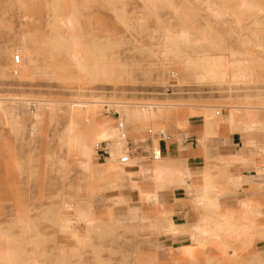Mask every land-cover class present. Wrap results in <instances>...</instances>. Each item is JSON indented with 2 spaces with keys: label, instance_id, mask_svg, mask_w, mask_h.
I'll list each match as a JSON object with an SVG mask.
<instances>
[{
  "label": "rangeland",
  "instance_id": "obj_1",
  "mask_svg": "<svg viewBox=\"0 0 264 264\" xmlns=\"http://www.w3.org/2000/svg\"><path fill=\"white\" fill-rule=\"evenodd\" d=\"M246 1L253 11L241 13L233 0H0V98L21 115L0 114V264H213L210 253L229 255L225 243L179 254L159 230L162 216L155 223L142 220L148 225L139 233L126 210L124 173L138 165L133 155L153 156L154 140L167 129L146 116L153 105L165 104L177 116L188 107H207L208 119L229 111V120L232 108L241 106L252 109L264 127V0ZM65 20L69 26L61 25ZM183 29L195 42L181 46L177 57L167 51L169 38ZM74 50L85 59V70L75 67ZM203 55L242 62L251 81L201 79V70L185 60ZM97 100L107 103L97 117L115 129L122 117L120 136H128L110 166L104 130L96 127L89 163L64 142L93 137V119L79 106ZM123 108L139 114L125 117ZM70 124L72 133L66 131ZM108 140L119 142L111 134ZM124 156H131L128 166L121 164ZM116 169L117 177L111 172ZM107 200L115 201L109 210ZM63 205L71 207L68 228L56 217ZM87 220L100 229L88 230ZM176 231L174 238L183 235ZM217 264H264V252L254 246Z\"/></svg>",
  "mask_w": 264,
  "mask_h": 264
},
{
  "label": "crops",
  "instance_id": "obj_2",
  "mask_svg": "<svg viewBox=\"0 0 264 264\" xmlns=\"http://www.w3.org/2000/svg\"><path fill=\"white\" fill-rule=\"evenodd\" d=\"M233 1L238 9L239 1ZM160 107L162 110L154 118L148 116V110L145 113L150 120L167 128L165 137L159 135L154 140L153 154L159 153V159L155 161L146 152L137 157L140 155L137 153L133 156L138 165L124 173L128 178L126 187L130 189L123 193L126 202H130L126 210H130V217L135 216L134 224L138 226L142 220L155 223L162 216V223L172 224L183 232L176 238L169 234L167 246L176 244L179 254L193 249L194 255L204 249L195 244L192 234L208 219L209 232L224 228L225 233L217 243L227 244L229 254L233 251L240 254L254 246L264 252V127H247L243 120L241 125H233L229 111H225L217 118L216 128L209 129L207 107H188L179 116L170 114L165 104ZM260 118L264 121V116ZM257 122H261L258 117ZM118 130L122 131L112 128L108 134L119 138ZM125 140L128 144V136ZM108 141L102 139L107 142L110 157V145L118 142L108 144ZM153 170L165 178L157 191L156 205L145 201L141 188L131 179L135 177L137 182L146 184L148 191L153 177L148 174L144 179L143 174Z\"/></svg>",
  "mask_w": 264,
  "mask_h": 264
},
{
  "label": "bare ground",
  "instance_id": "obj_3",
  "mask_svg": "<svg viewBox=\"0 0 264 264\" xmlns=\"http://www.w3.org/2000/svg\"><path fill=\"white\" fill-rule=\"evenodd\" d=\"M161 1L166 2L167 0H161ZM239 2L240 3H239L238 9L241 13H247V12H251L254 10V5L251 2L249 1L247 2L246 0H239ZM156 3H157V0H156ZM171 4L172 3L168 1V5H171ZM215 14L216 16H220L219 12H215ZM60 23L61 25L65 27V26H69L71 21L65 20ZM169 42H170V46H168L167 51L169 53L177 55L178 57L181 46L187 45L188 47L189 45H192L195 41L191 40L190 32L186 29H183L179 33L172 35L169 38ZM71 57L77 69L79 70L86 69L87 65H86L85 59L82 58L81 55L76 50L72 51ZM196 58L188 57L185 60V63L189 67H193V68L201 70V75H200L201 79H210L212 81L222 82L229 78L236 84H247L252 79L250 69L244 67L242 65V62L235 61L234 59H228L226 57L219 56V55L218 56L203 55V56H199V58L197 59ZM104 105H107V103L97 100V101L79 106V107L87 108V113L93 119V122H94L93 123L94 135L90 140L85 141L81 137H79L81 138L79 139L74 136H69L67 137V139L64 140V142L69 146L70 150L77 151L81 156L84 157L85 161H87L88 163L91 160H94V156H95L91 145L93 144L95 140L96 127H97V131L104 130L103 133L101 132L102 139L109 137V134H108L109 132L106 134L107 128H113L109 121L100 120L97 117V113L99 112L101 107H103ZM160 106H161V103L157 105H153L151 110L148 109V116L150 118H154L157 111L159 112L160 110H162ZM121 111L126 117L136 118L137 115L139 114V111L137 110H130V109L123 108ZM0 114L7 118H12V119L21 116L18 109L14 107L7 108L6 101L1 98H0ZM34 116L37 121H40L42 119V115L40 113L35 114ZM230 116H231L230 121L233 125H237V124L241 125L242 120L246 122L245 126L247 127L256 128L262 125L261 122L260 123L257 122V115L250 108H242L241 106L234 107L232 108V111L230 112ZM216 120L217 119H213V118L209 119V124H208L209 129H212L213 127L217 126ZM7 122L9 121L7 120ZM97 122L99 123L98 126L95 125V123ZM10 124L11 123H9V125ZM11 126L12 128H16L15 124H11ZM74 126H75L74 124H70L69 126L66 127V131L68 133H72L75 128ZM120 132L121 131L118 130L120 141L118 143L110 145L111 156L106 159L108 166H110L113 162L116 161V158L118 157L119 154H121L124 145L127 144L125 140L126 136L122 135V138H121ZM103 149H105L106 151L107 147H103ZM158 159L159 157H157V159H154V160L156 161ZM87 169L89 168L87 167ZM111 172L115 177H117V174L120 171L116 169ZM148 174L153 177V185H151L148 191H146L147 190L146 184L144 183L141 184L137 182L135 180V177H131V179L137 188H141L142 193L145 195V201L149 203L154 202V204H156L158 201L157 191L161 185H164L165 178H163L162 175L158 174V172H155L154 170L150 172L144 171L143 178L145 179ZM114 204H115V201L107 200V203L105 204V208L109 210L112 206H114ZM70 212H71V207L69 206L63 205L58 208L56 217H57L58 222L64 228H68L69 226L73 225V219L70 216ZM110 220L114 221L113 218H111ZM85 224L89 228L88 230H92L93 232L95 231L97 232L100 229L99 223L96 220H87L85 221ZM209 224H210V221L208 219H205L202 226L196 229V232H197L196 239L198 240V247L203 248V249H210L212 245L214 244L216 245L217 240H219L221 238V235L225 233L224 228H217L216 232H212V233L209 232ZM147 225H148L147 222L141 221V223L139 224V227H140L139 233L146 232L144 227H146ZM159 230L165 233H168V234L177 233L176 227L168 223L163 224L162 228H159ZM72 237L75 240H77L79 243L86 242V240H83L79 235L75 233L72 234ZM8 256L11 257L12 254H8ZM184 256L185 257L188 256V253L186 251L184 252ZM236 257H240V254L235 253L234 251L232 254H229L227 256L225 255L224 257H220L214 253H210L207 256L209 262L213 264H217L219 261L223 260L224 258L227 259V258H236ZM24 264H34V262L29 259V260H26Z\"/></svg>",
  "mask_w": 264,
  "mask_h": 264
},
{
  "label": "built area",
  "instance_id": "obj_4",
  "mask_svg": "<svg viewBox=\"0 0 264 264\" xmlns=\"http://www.w3.org/2000/svg\"><path fill=\"white\" fill-rule=\"evenodd\" d=\"M124 127L125 126H124L123 122H118V129L123 130ZM160 136L165 137L166 136L165 132L164 131H160ZM157 157H159V153L158 154H153V158L154 159H157ZM130 158H131V156H124L123 158H121V164L128 166L129 163H130Z\"/></svg>",
  "mask_w": 264,
  "mask_h": 264
}]
</instances>
